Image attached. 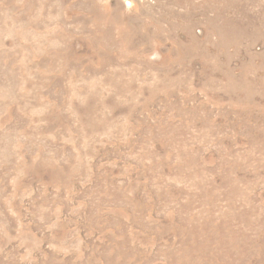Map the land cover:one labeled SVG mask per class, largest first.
<instances>
[{
	"label": "rangeland",
	"instance_id": "rangeland-1",
	"mask_svg": "<svg viewBox=\"0 0 264 264\" xmlns=\"http://www.w3.org/2000/svg\"><path fill=\"white\" fill-rule=\"evenodd\" d=\"M0 264H264V0H0Z\"/></svg>",
	"mask_w": 264,
	"mask_h": 264
}]
</instances>
